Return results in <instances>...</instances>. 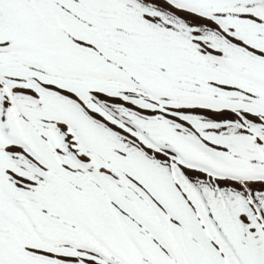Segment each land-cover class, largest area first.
Returning <instances> with one entry per match:
<instances>
[{"label":"snow or ice","instance_id":"snow-or-ice-1","mask_svg":"<svg viewBox=\"0 0 264 264\" xmlns=\"http://www.w3.org/2000/svg\"><path fill=\"white\" fill-rule=\"evenodd\" d=\"M0 264H264V0H0Z\"/></svg>","mask_w":264,"mask_h":264}]
</instances>
